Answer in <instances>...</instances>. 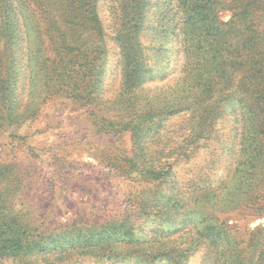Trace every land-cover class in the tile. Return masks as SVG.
Wrapping results in <instances>:
<instances>
[{
  "label": "trees",
  "instance_id": "trees-1",
  "mask_svg": "<svg viewBox=\"0 0 264 264\" xmlns=\"http://www.w3.org/2000/svg\"><path fill=\"white\" fill-rule=\"evenodd\" d=\"M98 1L0 0V101L11 103L24 88L28 95L41 90L42 100L58 90L88 102V97L104 89L109 50ZM152 3L162 9L149 18ZM226 10L233 11L227 21L221 17ZM147 33L152 39L148 45L143 43ZM115 41L121 77L114 97L117 106L146 108L125 124L141 140L132 145L133 167L166 188L142 190L135 220L128 215L80 229H60L62 233L55 235L58 229L39 233L33 224L20 220L15 210L0 207L1 260L67 252L71 242L72 249L115 242L117 247L148 245L151 251L156 242L160 249L156 254L168 256L178 250L183 256L204 240L197 239L187 248L161 250L164 243L151 240V228L144 224L155 218L178 231L201 217L206 222L203 227L210 230L211 264L212 251L222 238L229 242L235 238L230 219L218 213L227 215L239 208L253 219L264 216V0H121ZM37 46L43 55L42 77L36 76L33 61ZM145 80L166 83L142 104L139 89ZM32 104L29 101L26 106ZM239 104L246 109L240 125ZM221 108H232L229 139L234 140L232 146L238 139L236 162L228 176L221 178V189H185L175 166L195 155L198 143L215 138L212 122L221 117ZM177 114L188 115L182 141L170 139L171 128L165 126ZM25 115V110L0 109V129L7 123L20 124ZM199 204L207 208L204 215L194 211ZM46 233L49 240L42 238ZM251 234V256L236 255L232 264H264V226Z\"/></svg>",
  "mask_w": 264,
  "mask_h": 264
},
{
  "label": "rangeland",
  "instance_id": "rangeland-1",
  "mask_svg": "<svg viewBox=\"0 0 264 264\" xmlns=\"http://www.w3.org/2000/svg\"><path fill=\"white\" fill-rule=\"evenodd\" d=\"M120 7L121 0L98 1V12L109 50L108 74L104 89L88 97V102L86 99H75L70 92L59 94L58 90L46 94L45 100H42L41 90L28 95L24 88L13 96L11 103L0 101L3 112L26 111V118L21 119L20 124L13 127L7 123L0 129V207L15 210L20 220L33 224L39 233L58 229L52 233L55 235L62 233L60 229H80L85 225L111 222L128 215L131 221L135 220L133 213L142 197V190L166 188L165 184L151 181L133 167L132 145L141 140L133 131L125 128V124L146 108H119L114 99L119 92L121 79L116 66L119 55L115 41ZM151 7L149 18L156 16V9H162L159 3H152ZM232 16L233 11L230 10L221 13L225 21ZM143 43H152L150 33L143 37ZM38 47L35 48L33 61L36 76L42 77L43 55ZM116 78L117 87L114 86ZM145 81L139 89L142 104L151 96L153 99L161 85L166 83V80ZM29 101H33V104L26 106ZM241 106L239 104L237 108L239 125L243 121L242 112L246 110ZM221 110V117L216 118V122L212 119L214 123L211 121L217 134L215 138L198 143L196 154L175 166L176 176L185 189L188 186H197L200 190L209 189L210 186L221 189V178L228 176L236 162L238 139L233 146L234 140L229 139L233 127L229 114L232 108ZM187 117L186 114H177L165 121V126L171 128L168 133L170 139L173 137L182 141L186 132L183 123ZM227 143L229 146L223 150ZM193 208L202 215L203 210L207 211L201 204ZM218 215L230 219L228 225L235 238L231 242L226 237L222 238L224 241L212 251L211 264H226L227 261L232 264L234 259L237 260L236 255L248 259L253 252L251 232L258 234L264 226V216L253 219L239 208L227 215ZM200 220L201 217H197L195 224L178 231L155 218L149 224H144L146 228H151V240L164 243L160 245L161 250L187 248L197 239L204 240L196 250L188 251L183 256L178 250L168 256L156 254L160 252L156 242L152 243L154 251H151L148 245L117 247L115 242L97 243L86 249L77 245L72 249L73 242L70 241L67 252L63 250L32 259L29 256L0 259V264H27L28 261L38 264H210V230L205 229L203 226L206 222ZM89 229L96 230L94 227ZM49 233L42 238L49 240Z\"/></svg>",
  "mask_w": 264,
  "mask_h": 264
}]
</instances>
